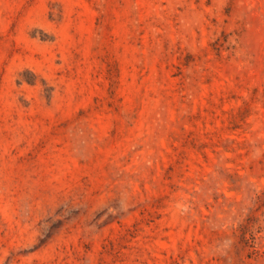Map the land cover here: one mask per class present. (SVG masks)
Wrapping results in <instances>:
<instances>
[{
	"label": "rangeland",
	"instance_id": "obj_1",
	"mask_svg": "<svg viewBox=\"0 0 264 264\" xmlns=\"http://www.w3.org/2000/svg\"><path fill=\"white\" fill-rule=\"evenodd\" d=\"M0 264H264V0H0Z\"/></svg>",
	"mask_w": 264,
	"mask_h": 264
}]
</instances>
